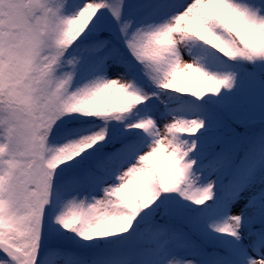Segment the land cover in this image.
Segmentation results:
<instances>
[{
	"label": "snow or ice",
	"instance_id": "1",
	"mask_svg": "<svg viewBox=\"0 0 264 264\" xmlns=\"http://www.w3.org/2000/svg\"><path fill=\"white\" fill-rule=\"evenodd\" d=\"M0 264H264V0H0Z\"/></svg>",
	"mask_w": 264,
	"mask_h": 264
}]
</instances>
